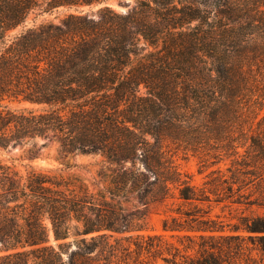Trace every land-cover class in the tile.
<instances>
[{"label":"trees","instance_id":"obj_1","mask_svg":"<svg viewBox=\"0 0 264 264\" xmlns=\"http://www.w3.org/2000/svg\"><path fill=\"white\" fill-rule=\"evenodd\" d=\"M104 2L0 0V264H264V214L226 225L203 206L216 180L194 184L170 150L247 145L264 168V0L84 9ZM52 149L100 167L24 163ZM171 198L168 234L141 233Z\"/></svg>","mask_w":264,"mask_h":264},{"label":"rangeland","instance_id":"obj_2","mask_svg":"<svg viewBox=\"0 0 264 264\" xmlns=\"http://www.w3.org/2000/svg\"><path fill=\"white\" fill-rule=\"evenodd\" d=\"M138 0H105L99 6L85 7V11L93 9L96 11L100 6H110L118 12H128L131 10ZM65 10H58L52 14H45L38 18L37 22L40 23L44 19L58 20L62 17ZM34 14L28 19V24L32 25ZM17 105V104H13ZM24 105V104H22ZM264 115V108L261 111L259 118ZM261 129H264V121L260 125ZM238 144V143H237ZM218 146V145H217ZM246 146L238 147L239 153L236 154L232 148H220V147H207L201 148L197 151H185L183 149L176 148V145H171L170 150L174 155L175 162L181 171L185 174L192 176L193 183L199 187L204 186V183L208 179H215L218 188L215 192L210 193L212 197L211 202H205L203 204L205 210H210L212 215H218L219 220H222L226 225L234 224L239 221L240 215H256L264 214V206L260 203H264V168H262L261 161L257 159L258 163H254L255 160L252 156V152H246ZM253 157V158H251ZM0 159L5 161H12L10 154L6 151L0 150ZM75 166L67 168L57 159V152L52 149L46 151L44 156L37 158L33 161H24L25 164L32 165L36 168L52 169L65 175H77L87 181H91L95 176L97 170L100 167L101 158L96 155H81L76 158ZM20 168L25 169L26 166L18 161H14ZM252 164H254L252 166ZM231 168L232 171H228ZM251 173H240L239 171ZM233 171L239 172L240 180H235L233 177ZM256 177V175H260ZM244 179L242 182L241 179ZM227 182H224V180ZM235 180V183H232ZM243 185V188L239 191L238 188ZM210 185H208L209 187ZM231 186L232 191H228L227 187ZM244 193L243 197H239V194ZM242 200V203H233L235 199ZM219 199V200H218ZM254 201V204L248 203ZM178 200L175 198L169 199L166 203H156L149 208L146 228L141 232L144 234H168L162 229L163 219L175 212L178 207ZM128 244V242H124ZM133 249V248H132ZM132 259L135 258V252L130 255ZM151 264H166L162 260H151ZM131 264L133 261L131 260Z\"/></svg>","mask_w":264,"mask_h":264}]
</instances>
